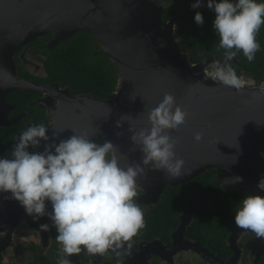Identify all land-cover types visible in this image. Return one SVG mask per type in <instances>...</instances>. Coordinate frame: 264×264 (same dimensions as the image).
I'll return each mask as SVG.
<instances>
[{"label": "water", "instance_id": "95a60500", "mask_svg": "<svg viewBox=\"0 0 264 264\" xmlns=\"http://www.w3.org/2000/svg\"><path fill=\"white\" fill-rule=\"evenodd\" d=\"M182 15L180 4L178 13L163 21L161 5L154 0H0L2 103L10 89L42 90L17 77L13 56L20 47L49 33L52 46L87 32L116 68L114 97L71 99L64 90L66 99L55 112L50 137L55 130H64L62 140L72 136V130L96 133L93 140L115 146L121 167L138 162L142 152L131 141L129 129L147 128V109L167 90L188 113L179 130H169L177 141L176 155L184 161V175L173 179L145 164L137 185L151 183L161 191L211 168L239 177L244 167H264V85H245L237 92L210 79L213 63L222 58L186 60L175 38ZM123 116L128 121H121ZM197 132L203 135L200 143L193 139ZM5 196L10 194L0 195V251L10 244L23 210Z\"/></svg>", "mask_w": 264, "mask_h": 264}, {"label": "clouds", "instance_id": "9594fccd", "mask_svg": "<svg viewBox=\"0 0 264 264\" xmlns=\"http://www.w3.org/2000/svg\"><path fill=\"white\" fill-rule=\"evenodd\" d=\"M189 6L206 7L214 14L212 31L223 56L213 63L210 79L241 91L245 82L232 62L242 54L249 64L255 63L261 51L257 35L264 27V0H190ZM193 20L197 26L204 24L200 12L194 13ZM146 115L147 128L129 129L133 133L131 141L142 152L140 160L124 167L111 142L93 141L91 137L96 133L71 129L74 134L62 140L64 130H55L50 137L51 127L43 124L27 127L16 138L8 156H0V195L10 194L5 198L18 202L33 222L45 217L50 221L41 224L40 229H55L56 242L61 245L58 264H71L70 257L82 252L89 257L103 256L125 245L144 227V210L135 197L136 177L144 171L145 164L173 179L184 175V161L176 155L177 141L169 130H179L188 113L176 104L173 93L165 90ZM127 118L123 116L121 121ZM121 126L119 122L116 125ZM193 139L200 143L202 133H195ZM261 156L264 158V153ZM225 183H242V178L234 177ZM256 188L264 194V176ZM261 194L245 196L235 209L233 221L237 228L264 240Z\"/></svg>", "mask_w": 264, "mask_h": 264}, {"label": "flooded vegetation", "instance_id": "af4514ba", "mask_svg": "<svg viewBox=\"0 0 264 264\" xmlns=\"http://www.w3.org/2000/svg\"><path fill=\"white\" fill-rule=\"evenodd\" d=\"M52 40L49 33L14 53L17 77L42 90L10 89L3 103L0 96V156H8L27 127H51L55 112L66 99L64 90L71 99L84 95L98 98L83 91L69 76L50 73L48 55L64 41L49 46ZM28 52L40 55L41 65L32 68L26 58ZM113 97L114 91L99 99ZM262 176L264 167H244L239 175L242 183L230 184L225 182L234 178L232 173L211 168L189 181L166 185L161 191L151 183L138 185L135 199L144 210V227L119 249L96 257L82 252L70 257L71 264H264V240L237 228L233 221L235 209L245 196L261 194L256 185ZM41 224L50 221L45 217L33 222L22 210L10 244L0 251V264H58L61 245L56 242V231L43 232Z\"/></svg>", "mask_w": 264, "mask_h": 264}, {"label": "trees", "instance_id": "16d2710c", "mask_svg": "<svg viewBox=\"0 0 264 264\" xmlns=\"http://www.w3.org/2000/svg\"><path fill=\"white\" fill-rule=\"evenodd\" d=\"M161 5L162 20L175 16L183 5V15L178 21L175 38L184 57L191 63L205 58H222L223 52L217 50L218 39L212 31L214 14L206 7H190V0H154ZM200 12L204 17L203 26H197L193 15ZM261 51L256 55L255 63L249 64L240 54L232 63L237 75L251 77L255 83L264 85V27L257 35ZM46 65L50 73L69 76L80 84L85 92L95 97L107 98L117 85V71L109 56L100 48L98 42L87 32L75 34L60 43V46L48 55ZM213 71V68H211Z\"/></svg>", "mask_w": 264, "mask_h": 264}, {"label": "rangeland", "instance_id": "374dc122", "mask_svg": "<svg viewBox=\"0 0 264 264\" xmlns=\"http://www.w3.org/2000/svg\"><path fill=\"white\" fill-rule=\"evenodd\" d=\"M56 45L57 44H54L53 46H56ZM23 54H24V51H23ZM27 55H28V57H26V58H27L28 61L31 62L32 68H34L35 65H41L43 58L40 55H37L34 52H28ZM39 59H41V60H39ZM31 64L29 66L30 69H31ZM241 79L245 82V85L246 86H257V84L255 83V81L251 77H248V76L243 75V77H241Z\"/></svg>", "mask_w": 264, "mask_h": 264}, {"label": "built area", "instance_id": "2783aa9c", "mask_svg": "<svg viewBox=\"0 0 264 264\" xmlns=\"http://www.w3.org/2000/svg\"><path fill=\"white\" fill-rule=\"evenodd\" d=\"M211 72H212V70L209 72V75H210Z\"/></svg>", "mask_w": 264, "mask_h": 264}]
</instances>
